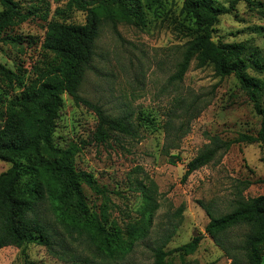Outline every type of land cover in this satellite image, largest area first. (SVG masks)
<instances>
[{"label": "rangeland", "instance_id": "obj_1", "mask_svg": "<svg viewBox=\"0 0 264 264\" xmlns=\"http://www.w3.org/2000/svg\"><path fill=\"white\" fill-rule=\"evenodd\" d=\"M16 1L22 12L32 14L2 34L15 37L16 43L0 42V65L22 77L26 86L55 64L52 54L42 48L48 23L83 24L86 12L69 7V0ZM250 1L252 5L240 1L228 14L219 16L213 41L243 43L247 56L252 54L264 63V0ZM215 2L227 8L230 0ZM181 5L180 1L164 0L160 6L145 9L143 22L136 18L130 22L102 20L93 59L83 72L78 96L108 117L128 116L136 137L111 132L106 144L97 143L93 137L96 112L68 94L62 96L53 135L58 147L80 148L74 157L75 170L91 173L111 192L110 219L121 227L138 218L142 203L138 181L146 184L148 176L155 184L158 208L149 236L124 264H152L150 247L165 231L173 232L165 251L195 235L203 236L192 255L172 253L165 258L168 264H230L204 228L210 218L264 195L262 148L236 141L239 134L257 133L261 115L237 79L216 76L212 65L199 67L195 59L181 79L175 77L188 42L197 33ZM248 74L264 78V73L253 69ZM20 90L0 76V112ZM215 146L219 148L213 159L184 178L188 162ZM164 147L169 155L179 157L175 165ZM9 167L0 159V175ZM82 189L88 206L98 212L101 197L85 184ZM251 231L249 225L236 226L229 232L230 240L242 244ZM237 257L240 264H248L244 253ZM68 258L50 255L35 240L20 248L0 249V264H83Z\"/></svg>", "mask_w": 264, "mask_h": 264}, {"label": "trees", "instance_id": "obj_2", "mask_svg": "<svg viewBox=\"0 0 264 264\" xmlns=\"http://www.w3.org/2000/svg\"><path fill=\"white\" fill-rule=\"evenodd\" d=\"M163 1L69 0V7L86 12V20L83 24L48 23L42 48L52 54L55 64L26 86L22 77L0 65L3 80L21 88L18 97L9 100L0 112V159L10 164L0 175V249L20 248L35 240L59 259L70 255L68 259L83 264H124L136 246L148 238L158 208L157 188L149 177L146 184L138 181L142 197L138 218L121 227L110 219L111 192L100 186L91 173L75 170L74 157L80 148L58 147L53 135L63 105L62 96L68 94L96 112L98 123L93 137L97 143L106 144L112 138L111 132L136 137L128 116H106L100 108L80 98L78 88L84 70L93 59L101 21L130 22L136 18L143 22L145 9L160 6ZM176 1L181 2V11L193 20L197 33L188 42L175 77L181 79L192 59L199 67L212 65L216 76L221 78L233 75L261 115L257 133L239 134L236 141L257 144L264 152V78L260 80L248 74L249 69L264 73V63L252 58V54L247 56L243 43L214 42L212 36L219 16L228 14L240 1L249 5L253 2L230 0L225 8L215 0ZM0 7V42L15 44V37L2 34L9 27L25 22L32 12H22L16 0H0ZM218 148L208 147L189 161L184 178L210 162ZM163 151L175 165L179 157L169 155L167 147ZM84 184L101 197L98 212L88 206ZM242 224L249 225L251 233L242 244L231 242L230 230ZM204 231L230 264H240L238 253H244L248 264H262L264 195L241 202L225 215L210 218ZM172 233L165 231L150 247L152 264H168L165 258L172 253L181 257L192 255L203 239L198 234L187 243L165 251ZM25 264L37 263L25 261Z\"/></svg>", "mask_w": 264, "mask_h": 264}]
</instances>
